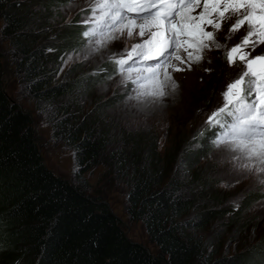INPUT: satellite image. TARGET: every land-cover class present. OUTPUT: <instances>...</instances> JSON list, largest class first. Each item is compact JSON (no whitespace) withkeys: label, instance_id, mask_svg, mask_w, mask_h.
Instances as JSON below:
<instances>
[{"label":"trees","instance_id":"trees-1","mask_svg":"<svg viewBox=\"0 0 264 264\" xmlns=\"http://www.w3.org/2000/svg\"><path fill=\"white\" fill-rule=\"evenodd\" d=\"M66 1L0 0L1 35L16 57L20 83L37 106L50 109L53 134L73 148L78 170L103 164L122 179L126 215L142 223L155 250L125 234L104 197L47 165L30 111L3 88L0 50V264H264V234L240 254H217L228 229L237 237L251 231L257 217L248 212L264 198V189L255 188L233 205L220 190L229 183L201 170L217 129L204 128L203 136L161 155L153 133L112 123L106 109L116 94L96 99L84 112L77 102L78 93L115 72L113 64H102L98 75L55 79L59 59L83 41L78 17L51 24ZM211 224L214 232L202 236Z\"/></svg>","mask_w":264,"mask_h":264},{"label":"snow or ice","instance_id":"snow-or-ice-1","mask_svg":"<svg viewBox=\"0 0 264 264\" xmlns=\"http://www.w3.org/2000/svg\"><path fill=\"white\" fill-rule=\"evenodd\" d=\"M86 2L88 7L83 11L87 14L78 22L84 26L80 33L86 41L83 59L100 53L102 60L113 64L119 83L132 85L127 99L134 101L130 106L139 111L159 106L169 89H177L173 73L185 70L180 65L191 69L193 63L203 60L205 50L226 49L228 65L239 63L242 71L226 85L221 93L222 106L205 122L208 128L217 129L210 143L222 156L218 162L231 165L227 175H264V53L253 55L257 47L264 45V0ZM69 3L71 6V0ZM225 27V41L241 29L246 32L229 48L226 42L217 40V33ZM122 37H136L139 42L111 51L109 45ZM259 183L264 185V179Z\"/></svg>","mask_w":264,"mask_h":264},{"label":"rangeland","instance_id":"rangeland-1","mask_svg":"<svg viewBox=\"0 0 264 264\" xmlns=\"http://www.w3.org/2000/svg\"><path fill=\"white\" fill-rule=\"evenodd\" d=\"M87 7L86 0H71V6L68 0L57 6L55 9L56 16H54L53 21L51 20V24L57 28L72 22L77 17L79 22L87 14L83 11ZM1 25L0 20V50L3 55L1 69L5 76L3 88L10 98L18 102L23 109L30 111L36 134L39 137L38 142L42 144L43 158L46 159L47 165L59 175L69 179L73 184L81 186L88 193L99 194V196L104 197L110 209L121 221L125 234L131 240L155 250V247L148 240L142 223L132 221L126 215L127 187L122 179L107 171L103 164H96L89 170L80 172L74 158L73 148L62 139L54 136L48 121L49 117L52 116L50 115L51 111L45 106L42 107V103L37 106L35 99L28 95L20 83L16 57L13 56L14 53L8 45V41L3 39L1 35ZM226 32L227 28L225 27L217 33V40L221 43L226 42L230 48L239 42L246 29H241L228 41L224 39ZM136 42H139V38L122 37L119 41L110 44L109 48L113 52H118L125 46L130 47ZM85 44L86 41L83 40L80 47H73L64 53L56 65L55 79L63 80L64 77H72L75 72L94 73L102 64H109V62L101 59L100 53L84 60ZM225 51L226 49L215 48L205 50L203 60L199 63H193L191 69L186 64L180 65L185 70L173 73V78L178 85L177 89L174 92L169 89L168 96L159 106L143 111L132 108L130 105L134 101L127 99L128 95L131 94L132 85L120 84V77L115 75V72L111 73L110 71L105 73L88 93H78L77 102L84 112L95 106L96 99L106 98L113 93L116 94V100L106 109L112 123H119L128 131L139 128L145 132L153 133L157 141V150L162 155L171 148L180 146L186 140L198 135L204 128H208L205 123L208 117L214 110L222 106L221 93L226 89V85L236 79L242 71V65L239 63L231 67L228 65L224 58ZM262 53H264V45L257 47L253 55ZM69 55L72 56L71 60H68ZM110 75L112 79H108ZM193 145H197V143L193 142ZM114 147V145H109L108 149ZM221 158L220 153L213 147L208 154L201 158V170L206 171L210 177L219 179L222 183H229L228 187L220 190L228 193L227 196L233 205H236L248 190L264 189V185L259 183L260 179H264V175L258 176L255 173H243L239 177L227 175V170L231 165L220 164L218 161ZM248 213H252L250 218L253 215L257 217L256 219L252 218L251 225L248 227L251 228V231L241 232L237 237L230 229H226L227 233L224 234L222 242L218 244L217 254H240L264 234V198L253 206ZM212 225L200 234L204 237L212 234L215 230ZM220 230L223 229L220 228Z\"/></svg>","mask_w":264,"mask_h":264},{"label":"bare ground","instance_id":"bare-ground-1","mask_svg":"<svg viewBox=\"0 0 264 264\" xmlns=\"http://www.w3.org/2000/svg\"><path fill=\"white\" fill-rule=\"evenodd\" d=\"M201 71V70H200ZM220 71V70H219ZM202 73V72H201ZM211 73V72H210Z\"/></svg>","mask_w":264,"mask_h":264}]
</instances>
